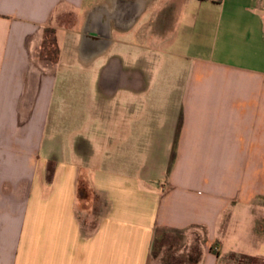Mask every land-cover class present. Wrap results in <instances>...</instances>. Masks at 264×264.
<instances>
[{"label":"crops","instance_id":"obj_1","mask_svg":"<svg viewBox=\"0 0 264 264\" xmlns=\"http://www.w3.org/2000/svg\"><path fill=\"white\" fill-rule=\"evenodd\" d=\"M263 219L264 0H0V264H155L199 230L190 264H264Z\"/></svg>","mask_w":264,"mask_h":264},{"label":"rangeland","instance_id":"obj_2","mask_svg":"<svg viewBox=\"0 0 264 264\" xmlns=\"http://www.w3.org/2000/svg\"><path fill=\"white\" fill-rule=\"evenodd\" d=\"M52 40L53 37L51 35H47L45 48L42 55L47 56L50 59H55L56 51L52 45ZM123 55H125V53H123ZM144 59L146 62H149L151 66L154 63L159 67L165 65L164 62H154L147 56ZM81 126H83V122L80 121L79 117L70 123L71 130H78L81 128ZM262 221V226H264V219ZM250 226L251 225L249 222H244V220L232 223L229 227L228 241L230 242L228 243L232 244L234 247L242 246L244 248H248L245 244V240L243 239L245 229L249 228ZM162 235L163 239L160 235V239L156 241L153 247V257L155 259V264H190V261L193 259L198 247L200 246V241H203L205 238V234L201 230L195 232L196 237L193 238H188L185 235H179L175 233H165ZM228 243H226L224 246L225 250H227ZM225 250L223 252H226ZM250 256L251 255L244 256L240 254H230L223 258V264H261L260 260L254 259Z\"/></svg>","mask_w":264,"mask_h":264},{"label":"trees","instance_id":"obj_3","mask_svg":"<svg viewBox=\"0 0 264 264\" xmlns=\"http://www.w3.org/2000/svg\"><path fill=\"white\" fill-rule=\"evenodd\" d=\"M212 250V249H211Z\"/></svg>","mask_w":264,"mask_h":264}]
</instances>
